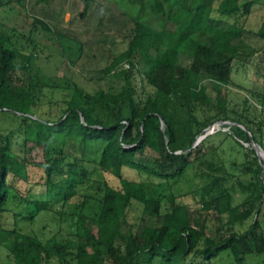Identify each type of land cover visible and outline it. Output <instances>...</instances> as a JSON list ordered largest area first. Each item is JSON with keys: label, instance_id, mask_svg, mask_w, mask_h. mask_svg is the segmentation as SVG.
Instances as JSON below:
<instances>
[{"label": "trees", "instance_id": "16d2710c", "mask_svg": "<svg viewBox=\"0 0 264 264\" xmlns=\"http://www.w3.org/2000/svg\"><path fill=\"white\" fill-rule=\"evenodd\" d=\"M83 1L85 14L95 0ZM114 1L133 20L135 28L128 49L107 71L124 62L134 66V55L141 52L148 66L147 85L153 89L143 106L135 97L131 73L124 69L114 74L125 78L120 91L90 93L77 86L60 116L37 113L33 87L22 80L16 82L14 76L16 69L30 68L28 55L14 47L10 35L0 29V247L9 250L14 264H51L54 260L65 264L70 249L75 247L71 240L61 241L54 235L44 241L24 232L18 221H32L37 213L49 210L54 201H67L79 188L93 182L102 193L97 235L95 241L89 238L77 243V264H216L222 254H229L233 264H242L248 254H264V230L258 219L245 231L230 227L228 236L213 237L208 224L202 228L193 224L186 204L174 203L173 191L168 197L171 206L166 207L163 196L164 190H173L183 180L208 175L201 169L207 153L200 156L203 146H199L217 135L230 136L244 147L238 139L249 142L252 132L264 148L251 129L239 125L246 126L238 118H232L238 123L232 128L234 136L217 132L194 147L198 136L212 123L230 117L209 119L196 129L192 113L197 103L210 101L197 77L207 76L224 84L231 81L238 55L235 39L242 37L244 28L227 19L249 13L256 0L244 4L240 0ZM206 34L208 39L204 41ZM153 48L155 57L151 56ZM182 54L192 57L189 67L183 65ZM259 96L264 102V72ZM3 118L18 121V126L6 132ZM15 144L22 146L23 154L14 150ZM250 154L256 151L247 149L246 157ZM31 165L44 168L42 181L37 183L44 187V198L23 196L11 181H28ZM125 169L166 184L151 191L143 181L124 177ZM244 171L256 181L241 184L242 191L249 194L243 203L234 204L222 182L224 178L215 176L211 182L202 179L196 189L203 207L215 209L220 215L227 213L233 223H243L257 214L264 202L261 167ZM105 172L119 179V187L104 180ZM15 201L23 206L14 210L15 222L10 226L3 218ZM30 201L36 213L30 212ZM134 202L142 204L144 213L156 224L151 226L143 218L136 231L125 234L122 224Z\"/></svg>", "mask_w": 264, "mask_h": 264}, {"label": "rangeland", "instance_id": "374dc122", "mask_svg": "<svg viewBox=\"0 0 264 264\" xmlns=\"http://www.w3.org/2000/svg\"><path fill=\"white\" fill-rule=\"evenodd\" d=\"M247 1L252 0H240L241 4ZM217 5L218 2L214 7ZM166 7L168 9L169 4ZM83 11V0H0V29L10 35L14 47L27 53L30 62L28 70L14 71L16 82L22 80L33 87L37 95V113L54 117L64 112L77 86L90 93L101 89L120 91L125 86V78L114 74L125 69L131 73L135 97L143 106L153 89L147 85L145 72L148 66L141 52L134 55V66L124 62L114 71H107L113 60L128 49L134 35L133 20L114 0L92 1L87 13L83 14ZM234 21L244 28V32L242 37L235 39L238 55L233 61L231 81L224 84L207 76L197 77L196 80L205 86L210 101L197 103L192 113L196 129L209 119L214 121L227 116L232 121V118H238L245 123L243 128L251 129L264 146V102L259 96L263 91L264 72V0H256L249 13H240L227 19L230 23ZM208 35L203 37L204 41H207ZM155 55L156 48H153L151 56ZM181 56L183 65L189 67L192 57L188 54ZM1 122L6 132L7 128L18 126V121L7 118ZM227 133L233 135V130ZM249 137V142L238 139L244 147L230 136L221 134L205 145H200L203 146L200 156L207 153L202 159L204 163L201 169L210 177L198 175L185 182L181 181L173 190H164L166 207L172 204L168 197L173 191L176 195L174 203L186 204L193 224L198 228L208 224L213 237L228 236L230 227L245 231L255 219L259 220L264 230V202L257 214L254 213L243 223H233L229 221L227 213L220 215L215 209H205L200 192L196 194L202 179L211 182L215 176H221L224 178V187L233 196V203L241 204L249 195L242 191L241 184L250 185L256 181L253 175L244 170L258 165L261 167V183L264 184V156L253 147L252 141L255 139L252 132ZM21 148L20 144H15L14 150L23 154ZM97 149L93 147V150ZM247 149L255 150L256 154H250L247 158ZM29 171L28 181L11 180L15 189L23 196L44 198V187L37 186L45 174L44 168L31 165ZM123 175L143 181L151 191L160 190L166 184L164 180L131 169H125ZM103 176L111 185L119 187L120 181L116 176L106 172ZM101 196L96 185L89 183L79 188L71 199L54 201L49 210L37 213L32 221H18V225L24 232L34 234L44 241L54 235L61 241L71 240L75 247L78 242L89 238L95 241ZM19 206L23 205L17 201L12 202V210L4 215L3 222L13 225L14 210ZM246 207H250V204ZM28 208L30 212L36 213L33 201H30ZM143 209L144 206L138 202L129 207L128 216L122 224L123 233L136 231L143 218L151 226L156 224L155 219L147 217ZM75 247L70 249L65 264H77L74 258ZM216 260V264H233L229 254H222ZM0 264H14L12 254L5 247H0ZM51 264L59 263L54 260ZM242 264H264V254H248Z\"/></svg>", "mask_w": 264, "mask_h": 264}, {"label": "built area", "instance_id": "2783aa9c", "mask_svg": "<svg viewBox=\"0 0 264 264\" xmlns=\"http://www.w3.org/2000/svg\"><path fill=\"white\" fill-rule=\"evenodd\" d=\"M238 123L231 121V120H218L211 124V126L207 129V131L201 135L198 136L194 147L200 144L207 136L215 134L217 132H231L234 125H237ZM240 126L244 127L242 124H239Z\"/></svg>", "mask_w": 264, "mask_h": 264}, {"label": "water", "instance_id": "95a60500", "mask_svg": "<svg viewBox=\"0 0 264 264\" xmlns=\"http://www.w3.org/2000/svg\"><path fill=\"white\" fill-rule=\"evenodd\" d=\"M253 142V147L256 149V147H257V151H258V149H261V150H263V148L257 143V142H255L254 140L252 141ZM259 152V151H258ZM263 152H264V150H263ZM260 153V152H259ZM261 154V153H260ZM262 156H264V154H261Z\"/></svg>", "mask_w": 264, "mask_h": 264}, {"label": "bare ground", "instance_id": "6f19581e", "mask_svg": "<svg viewBox=\"0 0 264 264\" xmlns=\"http://www.w3.org/2000/svg\"><path fill=\"white\" fill-rule=\"evenodd\" d=\"M256 149H257V147H256ZM258 151H259L261 154H264L263 151H262L261 149H258Z\"/></svg>", "mask_w": 264, "mask_h": 264}]
</instances>
